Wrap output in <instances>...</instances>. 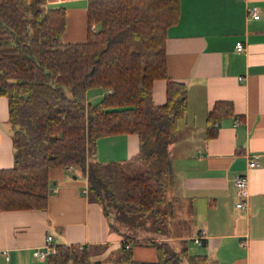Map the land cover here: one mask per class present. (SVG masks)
Returning a JSON list of instances; mask_svg holds the SVG:
<instances>
[{"label": "trees", "instance_id": "16d2710c", "mask_svg": "<svg viewBox=\"0 0 264 264\" xmlns=\"http://www.w3.org/2000/svg\"><path fill=\"white\" fill-rule=\"evenodd\" d=\"M180 0H89L87 35L63 42L66 7L46 0H0V94L8 99L14 164L0 168V210L45 209L52 193L50 169L80 168L88 198L106 215L128 224L158 226L166 197L164 177L173 169L169 145L188 107L187 85L168 71V28L179 18ZM167 79L166 101L156 104L154 81ZM109 90L98 101L92 88ZM235 115L230 100H217L206 118L208 138L219 121ZM137 133L145 169L128 174L118 160L90 159L104 136ZM155 245L157 260H135L123 244L114 264H189L205 259ZM96 245L57 244L48 264H103Z\"/></svg>", "mask_w": 264, "mask_h": 264}, {"label": "crops", "instance_id": "0c3cea01", "mask_svg": "<svg viewBox=\"0 0 264 264\" xmlns=\"http://www.w3.org/2000/svg\"><path fill=\"white\" fill-rule=\"evenodd\" d=\"M88 2L46 0L48 6L66 7L63 42L86 38ZM252 7L258 17L250 14ZM166 52L169 75L187 85L188 107L169 145L173 169L164 177L162 223L112 224L82 191L83 171L54 166L45 209L0 210V264H48L34 250L49 234L56 244L98 246L93 259L103 264H114L124 243L135 260H157L148 239L167 240L178 250L187 247L190 255L205 258L196 264H264V0H180ZM167 81H154L156 104L166 101ZM98 94L94 91L92 98ZM217 100L232 101L240 117H223L217 134L208 138L206 118ZM15 129L8 99L0 94V168L14 164ZM139 148L137 133L104 136L97 141L95 161L118 160L135 173L140 160L131 158ZM250 157L258 164L250 167ZM239 173L248 175L246 207L236 205ZM202 229V243H196L193 237ZM153 230L159 235L147 237Z\"/></svg>", "mask_w": 264, "mask_h": 264}, {"label": "built area", "instance_id": "2783aa9c", "mask_svg": "<svg viewBox=\"0 0 264 264\" xmlns=\"http://www.w3.org/2000/svg\"><path fill=\"white\" fill-rule=\"evenodd\" d=\"M250 14L254 17H258L259 13L256 7H252L248 9ZM237 48L242 50L244 45L241 41L237 42ZM258 164V161L254 157H250L248 160V165L250 167L255 166ZM234 183L236 186L237 194L239 196V200L237 201L236 205L238 207H246L248 204V197H249V187H248V175L246 173H239L235 176ZM82 191L84 193H88V183L86 179V184L82 187ZM205 230H200V232L193 237V240L196 243H202V239L204 238ZM128 247V244H126ZM57 251V244L53 241V235L49 234L44 244L41 247H38L34 250V255L39 258H47L50 254H54Z\"/></svg>", "mask_w": 264, "mask_h": 264}, {"label": "rangeland", "instance_id": "374dc122", "mask_svg": "<svg viewBox=\"0 0 264 264\" xmlns=\"http://www.w3.org/2000/svg\"><path fill=\"white\" fill-rule=\"evenodd\" d=\"M97 92V93H99L98 94V96H96V97H94L93 96V98H92V94H93V92ZM100 92L101 93H105L106 91H105V89H100V88H92L91 90H90V92H89V99L91 100V101H98L100 98H101V96H100ZM95 152H96V146H94V145H91V149H90V159L92 160V161H95ZM139 166H141V168H139V170L140 171H142V170H144L145 169V165H144V163L143 162H141V161H138V167ZM131 167H130V164H125V169H126V171H127V173L128 174H132V173H134V171H132V168L130 169ZM139 170H136V171H139ZM99 205L102 207V205L99 203ZM122 227L123 228H129L128 226H125V224H122ZM159 235V232H157L156 230H153V231H149L148 232V236L147 237H157ZM188 244H194V242L192 241V240H189L188 242H187ZM69 264H73V263H69ZM105 264H109V263H105ZM183 264H188V262L187 261H184L183 262Z\"/></svg>", "mask_w": 264, "mask_h": 264}, {"label": "water", "instance_id": "95a60500", "mask_svg": "<svg viewBox=\"0 0 264 264\" xmlns=\"http://www.w3.org/2000/svg\"><path fill=\"white\" fill-rule=\"evenodd\" d=\"M125 264H129V263H125Z\"/></svg>", "mask_w": 264, "mask_h": 264}]
</instances>
